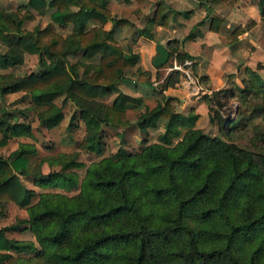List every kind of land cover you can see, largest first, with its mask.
Masks as SVG:
<instances>
[{"label": "trees", "instance_id": "obj_1", "mask_svg": "<svg viewBox=\"0 0 264 264\" xmlns=\"http://www.w3.org/2000/svg\"><path fill=\"white\" fill-rule=\"evenodd\" d=\"M106 2L28 0L12 11L0 8V41L8 45V50L0 53V66L21 62L23 50L39 54L36 72L11 80L0 73V95L23 90L35 102L48 103L39 119L49 128L64 115L63 105L54 99L64 95V102L67 98L74 100L86 128L78 145L98 152L101 125L131 124L125 117L126 107L139 101L119 88L123 77L117 72L133 64L138 56L124 52L112 29H83L89 19L105 23L110 18ZM47 7L52 8L54 22L66 24L78 19L81 27L65 38L50 23L34 31L21 28L24 20L33 18V10L43 13ZM165 17L156 8L152 21L163 24ZM115 23L128 21L120 18ZM211 25L216 27L218 18H213ZM243 30L238 25L235 36ZM192 36L189 33L186 38ZM78 49L84 50L86 58L99 54V61L64 62L67 53ZM254 75L264 86V80L256 72ZM176 81H166L161 88ZM114 91L117 94L111 103L98 100ZM172 99L171 95L165 96L162 105L143 112L139 126L156 125L158 117L165 116L167 130L178 131L183 114L175 110ZM9 116L7 112L0 115L1 142L31 131L28 122L11 123ZM75 117L74 112L69 127L75 124ZM31 152L29 147L20 146L8 157L0 158V200H12L21 208L31 202L36 192L18 175L28 173ZM70 164L74 162L65 165ZM198 169L202 170L201 177L192 180V173ZM49 175L59 179L54 184H76L71 172ZM36 180L44 183L41 180L45 179ZM80 189V194L67 198L72 199L70 203L48 205L42 200L28 217L36 239L56 264L111 260L122 264H264V155L258 163L251 151L193 129L177 147L155 142L137 154L103 157L87 167ZM45 220L54 226L44 229ZM68 238L71 245L59 247ZM256 238L259 240L250 244ZM244 241L249 245L242 251ZM34 248L32 241L9 237L0 229V264L14 259L10 250Z\"/></svg>", "mask_w": 264, "mask_h": 264}, {"label": "rangeland", "instance_id": "obj_2", "mask_svg": "<svg viewBox=\"0 0 264 264\" xmlns=\"http://www.w3.org/2000/svg\"><path fill=\"white\" fill-rule=\"evenodd\" d=\"M22 1L26 0L15 1V3L7 0L6 3H9L7 4L9 8H14ZM137 1L142 2V7L146 9L148 15L151 14L152 10L166 4L165 0ZM149 1H151V5ZM250 1L256 2L257 0ZM155 5L157 6L155 7ZM47 9L41 15H36L31 22H27L25 29L33 30L36 27L41 29L49 24L51 18ZM114 9H116V6H114ZM169 9L174 11L171 6ZM161 11L163 10L159 9L160 13ZM131 12L128 16L133 19ZM254 13H260L257 3ZM144 22L142 21V24ZM92 23H90V26ZM50 24L52 29L63 38L70 35L72 25H58L52 22ZM131 24L133 26L123 25L116 34L117 39L128 46H131V40L128 38L133 34L135 23ZM247 25L251 26L252 22L249 21ZM162 26H167V24ZM172 27L176 31L179 26L172 24ZM190 28L191 23H188L187 26L180 25L176 34L172 36V40L168 42L164 40L168 35L165 30L156 31V39H162L163 41L160 42H163L169 51L166 62L159 67L154 66L152 57L156 54V49L152 44L149 47L146 46L147 48H143V62L137 72L129 73L131 75L129 81L121 80V82H118L121 90L138 98L139 101L129 103L126 107L125 117L131 124L118 126L103 123L101 125L99 131L101 151L99 152L95 150L87 151L79 147L78 143L86 132L81 124L73 130L67 127L72 113H76V118H81L77 116L78 109L74 100L71 101L67 98L64 102V95L54 99L55 103L63 105L66 117L60 125L47 128L46 125L40 123L39 113L47 109L48 103L36 104L31 100L30 95L24 91H16L0 96V115L7 112L10 115L9 120L11 122H28L32 126V131L29 133L12 135L6 138L4 142H1L2 132L0 131V158L8 157L20 146L32 149L33 152L28 155V173H18V175L19 179L28 188L36 192L31 198V202L23 208L12 200H0V229L9 237L32 241L35 245V248L30 251L16 252L10 250L9 253L13 255L14 259L11 262L5 261L2 264H56L48 257L47 248L36 239V234L31 229V224L28 221L29 214L42 204V200L46 201L48 205L70 203L72 199L67 198L80 194L87 167L92 163L99 162L103 157L118 158L119 156L122 157L124 152L132 155L137 154L146 145L155 142L170 148L177 147L184 142L189 131L196 129L211 136H217L225 142L236 144L239 148L251 151L255 160L258 163L260 162V157L264 155V86L260 85V80L256 79L254 72L264 80V33L261 35V39L260 27L256 32L250 33V39L247 38L244 44V50L248 53V56L244 52L242 56H239V59L237 58L240 63H235L236 66L234 65L232 68L229 67V70L232 69L233 72H229L228 69L218 71L212 77L214 80L210 81L207 74H204L202 70H197L198 61L193 60L195 56H188L189 53L180 48V44L183 42L182 39ZM226 42L228 43L227 39ZM0 49L4 51L6 48L4 45H0ZM68 57L70 59L76 58L71 55ZM38 59V54L26 53L25 57L22 54L23 62L21 64L4 68L1 73L5 75L7 80L24 76L32 69L38 68L36 67V65L38 66ZM69 61L67 56H64V62ZM143 67H148V69ZM173 79H177V81L175 83L171 82V86H175L176 92L183 100L173 94L171 95L173 96L171 103L175 110L181 109L183 113L185 111V113H188L181 119L179 130L169 132L167 130L168 119L165 116L158 117L156 125L140 127L138 120L141 118L142 113L155 105L164 103L166 95L161 87L166 81H172ZM115 95L116 92H111L102 99L109 103ZM177 105H179V108ZM71 161L74 164L65 165ZM58 171L71 172L75 177L76 184L70 187L54 184V181H59V179L49 174ZM201 174L202 170H195L191 175L192 180L199 179ZM37 178L45 179L41 180L44 183H39L36 180ZM43 224L46 230L54 226L50 220L43 221ZM85 231H89V228H85ZM258 240L256 238L250 244L256 243ZM70 245L71 241L68 238L59 247ZM243 245L245 247L242 248V251L249 245V241L248 243L244 241ZM87 264L122 263L111 260Z\"/></svg>", "mask_w": 264, "mask_h": 264}, {"label": "crops", "instance_id": "obj_3", "mask_svg": "<svg viewBox=\"0 0 264 264\" xmlns=\"http://www.w3.org/2000/svg\"><path fill=\"white\" fill-rule=\"evenodd\" d=\"M6 1L7 0H0V8L3 9L4 11H12L19 6L26 4L28 0L20 2L14 8H9V5H7L9 3H6ZM8 1L15 3V1H20V0H8ZM46 1H49V0H46ZM165 2L166 4H162V7L158 8V9H162L163 11L161 12L166 14V17L164 20L165 23L163 24L154 23L152 21V18L155 13V10H152L151 14L148 15L146 9L142 7V2H138L137 0H107L105 6L110 12V18H108V20L105 23H100L96 19H89L86 22V24L82 25L80 20L77 19L74 21L67 22L66 24L72 25V29L69 32L70 34H72L75 29L81 27V25L83 26L84 30H87L93 26H101L104 29H112L114 38L117 41H119L116 37V34L117 32L120 31L123 25L133 26V24L131 23H135L136 25L134 24L133 34L131 35L130 38H128L131 40L130 41L131 46L124 45L122 42L119 41L125 53L137 54L139 57L138 60H136L130 66L119 68L117 70L118 74H120L123 77L122 79L123 81H129L128 79L131 77L129 73L130 72L133 73L134 71L137 72V70L140 68L139 66H141L143 62L142 60V56L144 52L143 48H147L151 46V44L154 45V47L157 43L163 44V42H160V41H163L162 39H159V40L156 39L157 37L156 31L160 32L161 30L162 31L165 30V33L168 35L165 37L164 40L168 42L169 40H172L173 38L172 36L176 34L180 25L187 26L188 23H191V28L189 29L188 33L183 37L184 40L182 39L183 42H181L180 48L188 52L189 55L191 54L190 56H195L193 60L198 61L196 65L197 70H202L204 74H207L209 76L210 81L214 80V78L212 79V77L216 72L224 71V70L226 71L227 69L229 70V67L232 68V66L234 65L236 66V64L240 63V61H238L239 56H242L244 52H245L244 54L248 56V53L244 50L245 49L244 44L247 38L250 39L249 38L250 33H253L254 31L256 32L259 27H260V39H261V35L264 33V0H257L256 2H253L250 0H234V1H231V0H165ZM149 3L151 5V1H149ZM256 3L259 7V12H260L259 14L254 13ZM114 6H116V9H114ZM156 6L157 5H155V7ZM170 6L174 9V11L169 9ZM47 8H48L47 11L49 10V17L51 18L50 13L52 11V8H49V7ZM72 8L77 9V6H72ZM130 12L132 13L133 19H131L128 16L130 15ZM33 13H34V16L32 19L24 20L22 22V25H21L22 29L26 28L25 24L27 22H31L36 17V15H41L42 12L33 10ZM120 18L126 19L128 23L116 24L115 19H120ZM213 18H218V25L216 27L214 25L213 26L211 25ZM248 20L252 22L251 26L247 25L249 22ZM142 21H145L144 24H142ZM51 22L58 24V25H65V24L54 22L52 19H51ZM91 22L93 23L90 26ZM166 24L167 26H162ZM172 24L179 26L178 29H176V31L173 30L174 28L172 27ZM238 25L243 27L244 30L235 36L234 29ZM36 28L40 29V27H36ZM35 29L30 30V31H34ZM189 33H192L193 36L191 38H186V36ZM226 39L228 43L226 42ZM0 45H4L6 48L4 51L0 49V53H5L8 50L7 43L0 41ZM83 51H84L83 49L70 51L66 55L67 60L69 59L71 62L72 61L74 62L75 60V61L84 62V63H97L99 61V57H100L99 54H96L95 56L91 58H86L83 55ZM26 53H29V52L25 50L22 51V54H24V57ZM29 54H38V53H29ZM69 55L76 57V58L70 59L68 57ZM22 62L23 60L14 65L21 64ZM263 64H264V61H263ZM14 65H10V66H14ZM7 67L9 66H6V67L0 66V73L2 72L4 68H7ZM36 67L38 68L32 69L33 72L38 71L39 65L38 66L36 65ZM81 68L83 71V67H80V69L78 70L80 74L82 73ZM143 68L148 69V67H143ZM229 72H233L232 69L231 71L229 70ZM119 82H121V80ZM118 86H119V83H118ZM119 88L121 87L119 86ZM176 90L177 89L175 88V86H168L164 89V92L166 96L176 94L180 98V100H183V98L176 92ZM17 91H23V90H17ZM13 92H16V91H13ZM13 92H7L0 96H4V95H7ZM25 93H28V92H25ZM28 94L30 95V93ZM108 95L109 94L99 97L98 100H101L103 97H106ZM31 100L35 102L32 99V97H31ZM112 100L109 103H111ZM101 101H103V99ZM35 103L43 104V103H37V102ZM177 107L179 108V105H177ZM176 111L181 112L183 114V117L188 114V113H185L186 111L183 113L181 109H176ZM71 116L69 118V121L71 120ZM77 116H79V114ZM65 117H66V114L64 113L62 119L56 126L60 125L61 121L65 119ZM75 118H74L75 124L72 125L71 127L67 125L68 129L70 130L76 129L81 124L84 127V131H85L86 128H85L84 121L81 118H76V119ZM69 121L67 124H69ZM31 131H32V126H31Z\"/></svg>", "mask_w": 264, "mask_h": 264}, {"label": "water", "instance_id": "obj_4", "mask_svg": "<svg viewBox=\"0 0 264 264\" xmlns=\"http://www.w3.org/2000/svg\"><path fill=\"white\" fill-rule=\"evenodd\" d=\"M156 54L152 57V64L154 66H162L169 57V51L166 46L162 43L155 45Z\"/></svg>", "mask_w": 264, "mask_h": 264}, {"label": "built area", "instance_id": "obj_5", "mask_svg": "<svg viewBox=\"0 0 264 264\" xmlns=\"http://www.w3.org/2000/svg\"><path fill=\"white\" fill-rule=\"evenodd\" d=\"M186 62H188V61H186Z\"/></svg>", "mask_w": 264, "mask_h": 264}]
</instances>
